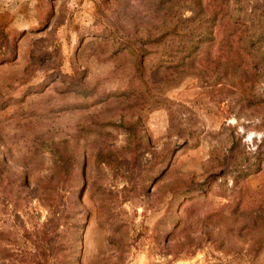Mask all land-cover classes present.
Returning <instances> with one entry per match:
<instances>
[{"label": "rangeland", "instance_id": "rangeland-1", "mask_svg": "<svg viewBox=\"0 0 264 264\" xmlns=\"http://www.w3.org/2000/svg\"><path fill=\"white\" fill-rule=\"evenodd\" d=\"M203 2L0 0V264H264V0Z\"/></svg>", "mask_w": 264, "mask_h": 264}, {"label": "trees", "instance_id": "trees-1", "mask_svg": "<svg viewBox=\"0 0 264 264\" xmlns=\"http://www.w3.org/2000/svg\"><path fill=\"white\" fill-rule=\"evenodd\" d=\"M150 4H154L153 8L155 9H151V7L148 9V11H153L154 14H156L155 12L157 10H159V8H164V14L159 17V21L163 22L164 24L167 23L169 21V17H171V12L172 10L176 7L179 6V8H182L184 5L182 2H184V0H149ZM208 2V1H207ZM185 8H188L189 11L191 12V17H189L188 19H183L181 20V15L179 14L178 20L180 19V21H189V23H193L196 26H194V30L198 32L195 35V39L194 41L191 40L190 46H189V54L193 55L196 54L198 52V50L200 49V44H203L205 42H210L212 40V30L214 25L216 24V21L218 19V13L219 11L216 9H211L208 4H206V2H203V0H193V3L191 5H185ZM264 11V3L262 4V8ZM171 21V19H170ZM204 29V31L201 30ZM191 27L188 26L186 30L191 32ZM193 31V30H192ZM175 32V27L171 25V28L169 29H164L163 31L159 32L157 35L155 36H151L149 33H146V35L144 36V39H142L141 44L143 45H149V44H153L154 42H157L160 39H164L165 37L173 34ZM254 41V40H252ZM129 42V40H128ZM264 35L259 36L254 42H253V47L257 50L262 49L263 47V51L261 53H258L259 56L261 57V62L259 63H255L254 66V70L258 71L260 70V65H264ZM129 47V50L131 51L132 54H134L136 51L133 49V47H130L129 45H127V43L125 44H121V47H124L126 49V47ZM183 63V62H181ZM261 63V64H260ZM140 65V64H138ZM140 67V66H137ZM178 66H175L174 68H176ZM227 66L223 69L224 72H227ZM158 69H156L153 72L154 74L158 73ZM164 79H160V81H163ZM112 96V94H98L95 93V99L97 100L96 102H102L103 100H105L106 98ZM255 101H251V100H247V106H253ZM260 103H262V101H260ZM112 124L110 123L108 126H111ZM119 128H123L126 133L128 134V136L132 139L134 137V125H123L121 123V125H118ZM132 141V140H131ZM57 165L63 169V170H67L69 169V167L71 166V162H70V158L69 157H58L56 160ZM259 171V167L256 169H254L253 173H256ZM252 173V174H253ZM247 173H244V175H246ZM205 184V183H202ZM198 186H203V185H196L190 189H188L187 191H195L198 190ZM264 224V223H263ZM259 247L255 250V254L257 253Z\"/></svg>", "mask_w": 264, "mask_h": 264}]
</instances>
